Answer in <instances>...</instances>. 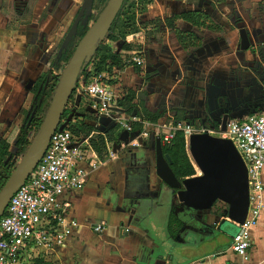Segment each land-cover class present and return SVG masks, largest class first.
I'll return each mask as SVG.
<instances>
[{
	"label": "crops",
	"instance_id": "1",
	"mask_svg": "<svg viewBox=\"0 0 264 264\" xmlns=\"http://www.w3.org/2000/svg\"><path fill=\"white\" fill-rule=\"evenodd\" d=\"M192 12L208 15L215 28L196 27L180 18ZM1 16L0 111L18 114L32 96L21 87L23 77L31 67L39 70L33 63L38 34L9 29ZM137 26L134 37L140 46L132 52L121 47L115 54L123 59L124 52L136 53L145 64L124 61L128 66L114 70L112 83L121 98L134 91L137 106L163 114L158 124L169 125L179 117L203 128L220 117L224 122L226 116L241 120L264 113V0H154L138 16ZM177 30L193 34L201 44L184 48ZM246 39L251 41L249 50L241 45ZM46 72L40 69L39 75ZM218 79L238 82L230 90L235 102L224 88L222 94L215 88ZM253 88L260 90L257 95ZM88 103L81 99L75 113L83 115V122L76 126L85 123L102 133L115 130L109 118L87 119ZM125 115L138 119L136 111ZM5 126L0 121V141L6 140ZM208 132L220 137L222 128ZM119 137L125 148L119 140L109 146L118 157L108 160V150L84 189L67 197L72 203L69 218L80 227L65 247L37 250L31 264H202L209 258L210 264H264V211L252 228L250 258L243 260L231 249L237 226L230 235L220 234L219 224L227 217L186 207L157 177V138L134 148L128 147L132 136ZM172 216L177 220L173 224ZM99 225L104 226L102 232L95 231Z\"/></svg>",
	"mask_w": 264,
	"mask_h": 264
},
{
	"label": "built area",
	"instance_id": "2",
	"mask_svg": "<svg viewBox=\"0 0 264 264\" xmlns=\"http://www.w3.org/2000/svg\"><path fill=\"white\" fill-rule=\"evenodd\" d=\"M128 54L125 56L124 52L123 61L144 66V59L136 53ZM87 72L91 77H80L75 102L87 99L89 113L97 119L109 118L123 148L125 142L119 137L122 134L133 137L128 147L139 148L149 138L161 139L163 146L173 145L182 132L190 151V138L194 134L209 133L185 122L167 125L131 119L119 107L121 97L112 84L113 74L95 73V64H91ZM78 122H83V115L79 113L62 121L35 172L14 195L0 219V264H31L29 259L37 250L51 252L65 247L80 227L77 220L69 218L72 203L67 197L84 189L88 177L99 168L101 161L92 150L94 133L72 131L71 127ZM136 123L141 124L142 129L135 130ZM220 137L233 142L248 170L249 212L244 224L236 225L231 249L243 260H249L254 245L252 228L260 223L264 211V113L230 120L227 131ZM118 155L111 146L107 159H116ZM103 230L104 226L99 225L95 231ZM210 259L202 264H210Z\"/></svg>",
	"mask_w": 264,
	"mask_h": 264
},
{
	"label": "water",
	"instance_id": "3",
	"mask_svg": "<svg viewBox=\"0 0 264 264\" xmlns=\"http://www.w3.org/2000/svg\"><path fill=\"white\" fill-rule=\"evenodd\" d=\"M124 2L125 0H111L98 21L77 47L64 72L43 129L17 172L0 194V219L5 214L14 195L30 179L45 155L53 135L62 124L63 116L93 44L101 34L111 27ZM93 3L94 0H86L74 29L65 42L66 47L77 35L82 16L85 13H92ZM245 41H243L242 48L243 50H249L250 44L248 40ZM80 101L81 99L78 100V105ZM227 126L228 116L225 117L223 122L222 132L227 131ZM190 154L202 176L181 181L172 169L171 156L165 154L162 141L158 139L156 152L157 177L170 189L177 191L179 201L190 209L209 211L218 202L228 205V217L220 222V231L226 232L231 226L236 227L237 224H244L250 206L248 170L233 142L221 137L211 136L209 133L194 134L190 138Z\"/></svg>",
	"mask_w": 264,
	"mask_h": 264
},
{
	"label": "trees",
	"instance_id": "4",
	"mask_svg": "<svg viewBox=\"0 0 264 264\" xmlns=\"http://www.w3.org/2000/svg\"><path fill=\"white\" fill-rule=\"evenodd\" d=\"M100 1L105 10L111 0ZM153 1L154 0H125L119 15L111 27L105 33L101 34L93 44L90 54L83 66L80 77L85 76L86 79L91 77V74L87 72V68L91 64H95V73H113L116 68L128 66L124 64L123 59L119 55L115 54L114 48L110 45V43L120 42L123 40V50L132 52L137 49V47L140 46V40L138 38H133L134 34L138 33L137 19L139 15H143L147 11ZM180 18L196 27L209 29L215 28L213 21L205 13L192 12L182 15ZM98 19L95 18L93 12L91 14L86 13L79 22L78 32L75 38L78 37L82 40ZM117 31L118 34L116 33ZM176 35L180 44L184 48L198 46L201 44V41L193 34L177 30ZM130 36L132 40L130 39ZM71 47L72 45L68 47L63 45L61 49H59V51L53 56L52 62L49 66V72L44 73L38 82L37 88L33 92L35 96L31 104V108L27 112L26 119L19 130L16 141L13 143L16 152H11L12 143L8 140L2 139L0 141V194L15 175L19 166L22 164L25 152L32 146L31 141L38 137L46 123L48 116L45 114V109L50 108V106L52 107L53 104L51 103L50 105L47 103L49 93L54 89L55 85L60 83L62 77L61 73H64L61 72V70L64 65L66 67L68 66L74 55L73 52H70ZM133 66V64H130L129 67ZM135 68L138 72H140L138 67ZM75 93L76 90H74L71 100L67 106L63 116V121H65L72 113L80 111L79 105L75 102ZM136 99L137 94L134 91L128 90L123 97L119 99V107L127 114H132L136 111L138 118L146 122L157 123L163 118V114H153L148 110L137 106L134 103ZM86 118L90 120L95 119L92 114H87ZM181 122L183 121L179 117L175 120V123ZM71 129L76 133H94L95 136L91 140V145L93 151L97 153L100 160L104 159L105 154L109 150V146L117 140L115 130H109L108 132L102 133L85 123H81L78 126L73 125ZM140 129H142V125L136 123L135 130ZM164 152L165 154L171 156L173 161L172 169L179 180L184 181L197 176L196 168L187 149L184 133H178L173 145L164 146ZM174 194L177 195L178 192L174 191ZM220 217L223 218L225 216L222 215ZM176 221V217L172 216L171 223L173 224Z\"/></svg>",
	"mask_w": 264,
	"mask_h": 264
},
{
	"label": "rangeland",
	"instance_id": "5",
	"mask_svg": "<svg viewBox=\"0 0 264 264\" xmlns=\"http://www.w3.org/2000/svg\"><path fill=\"white\" fill-rule=\"evenodd\" d=\"M86 0H0V13L1 18L5 20L9 29L13 30H23L25 32L34 30L38 34L37 47L38 52L37 56L33 60V63H37V67L40 69H46L49 72V66L52 62V55L58 49L61 48L65 42L67 41L68 36L74 29V26L82 12ZM104 10V6L102 7L101 1L96 0L94 2L93 13L96 19H98L102 11ZM118 34V31L116 32ZM135 35V34H134ZM133 36V35H131ZM130 36V39H131ZM138 38V37H133ZM132 40V39H131ZM135 40V39H134ZM81 38H74L70 45H72L70 52L75 53L77 47L81 42ZM124 41L110 43V45L114 48V51L121 49ZM69 45V46H70ZM43 59V60H42ZM42 61V62H41ZM67 67L64 65L61 72H65ZM39 70H35L31 73V71H27V74L23 77L22 86L25 88L31 82V78L34 76V79L39 75ZM37 74V75H36ZM62 77L64 73H61ZM26 79V80H25ZM61 83V81H60ZM60 83L55 85L54 89L50 91L49 98L47 103L51 105L53 103L57 91L60 87ZM236 83L224 81L222 79H218L216 82V89H220L222 94V89L224 88L230 95H232V101H236V96L232 94L234 87H236ZM22 88V89H23ZM232 89V91H230ZM258 88H253V94L257 95L259 93ZM264 95V94H262ZM34 95L30 97L27 101L26 105L23 109L18 113L14 114L10 112V114H6L4 110L0 111V121L4 122L6 126L4 127L3 137H6L10 143H12L11 151L14 153L16 149L13 146V143L16 141L19 130L24 123V120L27 116V111L31 107V103L33 101ZM241 109V108H240ZM51 110L50 108L45 109V114L48 116ZM245 110V109H244ZM254 111V110H252ZM256 112H259L258 110ZM261 113V112H260ZM256 113V114H260ZM255 114V113H254ZM223 125L222 117L218 118L216 121H210L203 128L207 131L221 130ZM40 134V133H39ZM37 138L31 141V148L35 144ZM30 148V149H31ZM30 149L25 152L24 159L30 152ZM190 154V151H189ZM191 160L193 164L196 166V171L199 172V175L202 176L199 168L197 167L194 159L190 154ZM228 205L218 202L214 208L210 211H213L214 214L220 216L228 217ZM224 217V218H225ZM204 220H202L203 222ZM236 231V227L231 226V228L226 231H218L220 234L230 235L232 232Z\"/></svg>",
	"mask_w": 264,
	"mask_h": 264
},
{
	"label": "flooded vegetation",
	"instance_id": "6",
	"mask_svg": "<svg viewBox=\"0 0 264 264\" xmlns=\"http://www.w3.org/2000/svg\"><path fill=\"white\" fill-rule=\"evenodd\" d=\"M94 2H96V0H94ZM85 3H86V1H85ZM85 5V4H84ZM84 8V7H83ZM93 9H94V3H93ZM92 12H93V10H92ZM86 14V13H85ZM84 14V15H85ZM83 15V16H84ZM82 16V17H83ZM76 37V36H75ZM74 37V38H75ZM246 40H248V39H246ZM245 41V40H244ZM245 42H247V41H245ZM248 42H249V44H250V46H251V41L250 40H248ZM71 44V43H70ZM242 44H243V41H242ZM241 44V45H242ZM65 45V44H64ZM59 49H61V48H58L54 53H53V55H52V57L59 51ZM32 68V70H31V73L33 72V71H35L34 70V67H31ZM47 73V72H46ZM44 74V73H43ZM42 74V75H43ZM37 75V74H36ZM42 75H39L37 78H36V80L34 79V76L30 79L31 80V82H30V84L28 85V86H26L25 88H24V91L26 92H30V93H32L33 95H34V91L36 90V88H37V85H38V82L40 81V79L42 78ZM30 88H31V90H30ZM29 93V94H30ZM35 96V95H34ZM34 99V98H33ZM33 102V101H32ZM32 104V103H31ZM31 108V107H30ZM264 109V108H263ZM30 110V109H29ZM28 110V111H29ZM27 111V112H28ZM26 119V118H25ZM232 120V119H231ZM230 121V118L228 117V122ZM23 125V124H22Z\"/></svg>",
	"mask_w": 264,
	"mask_h": 264
}]
</instances>
